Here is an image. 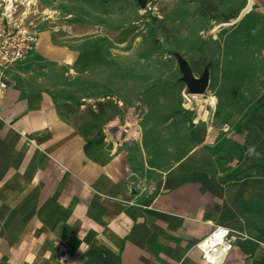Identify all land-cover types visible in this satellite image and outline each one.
Here are the masks:
<instances>
[{
    "label": "crops",
    "instance_id": "1",
    "mask_svg": "<svg viewBox=\"0 0 264 264\" xmlns=\"http://www.w3.org/2000/svg\"><path fill=\"white\" fill-rule=\"evenodd\" d=\"M51 51L39 44L0 80V264H210L197 246L216 228L233 242L214 264H264V170L247 161L264 147V109L201 132L144 188L124 158L88 157L41 93L33 70Z\"/></svg>",
    "mask_w": 264,
    "mask_h": 264
},
{
    "label": "rangeland",
    "instance_id": "2",
    "mask_svg": "<svg viewBox=\"0 0 264 264\" xmlns=\"http://www.w3.org/2000/svg\"><path fill=\"white\" fill-rule=\"evenodd\" d=\"M143 1L19 0L52 49L35 62L41 93L91 159L124 158L145 188L196 152L201 132L262 114L264 12L257 0ZM181 61L196 79L209 71L203 95H189ZM259 150L247 161L264 170Z\"/></svg>",
    "mask_w": 264,
    "mask_h": 264
},
{
    "label": "built area",
    "instance_id": "3",
    "mask_svg": "<svg viewBox=\"0 0 264 264\" xmlns=\"http://www.w3.org/2000/svg\"><path fill=\"white\" fill-rule=\"evenodd\" d=\"M22 7L19 0H0V80L8 69L32 57L40 44L39 34L26 23L27 17L20 14ZM6 88L2 83L1 90ZM232 242L230 231L216 228L197 248L204 261L213 264L225 259L232 250Z\"/></svg>",
    "mask_w": 264,
    "mask_h": 264
},
{
    "label": "water",
    "instance_id": "4",
    "mask_svg": "<svg viewBox=\"0 0 264 264\" xmlns=\"http://www.w3.org/2000/svg\"><path fill=\"white\" fill-rule=\"evenodd\" d=\"M137 3L140 7V9L145 10L146 9V2L143 0H137ZM179 69L180 72L183 75L182 82L186 85V87L189 90L190 96H201L203 95L209 86V71L205 70L204 74L201 79H196L194 75L192 74V71L189 67V65L181 61L179 63Z\"/></svg>",
    "mask_w": 264,
    "mask_h": 264
},
{
    "label": "bare ground",
    "instance_id": "5",
    "mask_svg": "<svg viewBox=\"0 0 264 264\" xmlns=\"http://www.w3.org/2000/svg\"><path fill=\"white\" fill-rule=\"evenodd\" d=\"M253 6H254L253 2L250 1V2H249V5H248V6L246 7V9L243 11L241 17L243 18V17H245V16L250 15V14L252 13V11H253ZM217 31H218V28L215 29V33H217ZM47 41H48V36H47V35H46V36H43V37H42V47L45 45L44 43H46ZM213 264H214V262H213Z\"/></svg>",
    "mask_w": 264,
    "mask_h": 264
},
{
    "label": "trees",
    "instance_id": "6",
    "mask_svg": "<svg viewBox=\"0 0 264 264\" xmlns=\"http://www.w3.org/2000/svg\"><path fill=\"white\" fill-rule=\"evenodd\" d=\"M231 20H232V18L231 19H228L227 21H231ZM89 150H90V145L86 146V148H85V152H86V155L88 157H89ZM259 152L264 156V148L261 149V150H259Z\"/></svg>",
    "mask_w": 264,
    "mask_h": 264
}]
</instances>
